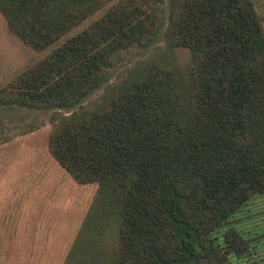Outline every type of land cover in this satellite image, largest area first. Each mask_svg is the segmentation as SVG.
<instances>
[{
  "label": "trees",
  "instance_id": "16d2710c",
  "mask_svg": "<svg viewBox=\"0 0 264 264\" xmlns=\"http://www.w3.org/2000/svg\"><path fill=\"white\" fill-rule=\"evenodd\" d=\"M128 1L142 10L128 17ZM108 15L126 18L109 26ZM97 16L107 23L103 40L80 43L85 53L41 87H0V107L74 108L114 55L158 30L149 0H0L5 46L8 34L41 51ZM263 20L254 0H170L164 41L188 49L186 67L143 63L97 106L53 118L47 151L85 192L79 209L92 193L84 217L113 218L115 264H264V232L229 225L264 191ZM27 203L2 218L1 246L25 251L6 260L17 264L30 263L48 214Z\"/></svg>",
  "mask_w": 264,
  "mask_h": 264
},
{
  "label": "rangeland",
  "instance_id": "374dc122",
  "mask_svg": "<svg viewBox=\"0 0 264 264\" xmlns=\"http://www.w3.org/2000/svg\"><path fill=\"white\" fill-rule=\"evenodd\" d=\"M149 3L158 25L151 41L145 46L130 47L114 55L104 81L74 108L0 107V264H17L13 259L6 260L16 258L14 253L25 252L1 246V231L2 226L6 227L2 219L4 213L14 210L16 214L18 208L28 206H23L26 201L29 206L48 213L39 216L34 249L27 264H45L50 260L52 264H115L116 225L113 218L84 217L92 193L86 191L87 201L83 200L79 209L78 200L85 192L76 191L75 182L52 159L47 151V139L57 114L68 115L78 109L97 106L108 93L107 87L122 80L129 70L147 62L168 64L180 70L186 67L188 49H169L164 41L170 0H149ZM254 6L264 16V0H254ZM142 8L138 2L128 1L125 6V10L130 12L128 17L132 13L138 14ZM111 9L116 10L117 7ZM100 16L88 20L41 51L31 50L7 34L5 43L8 45L0 44V87L38 88L57 77L75 58L85 53L80 43L91 41L89 45H92L106 37L107 23L95 21ZM123 17L108 15L106 20L109 26H118ZM72 208L80 210L76 218L75 215H65ZM229 225L242 232L263 233L264 191L254 195L245 207L236 212ZM14 236L7 233L9 239ZM3 251L8 257L2 254ZM257 251L264 256V236L258 239ZM25 254L27 252L21 253L20 258Z\"/></svg>",
  "mask_w": 264,
  "mask_h": 264
}]
</instances>
